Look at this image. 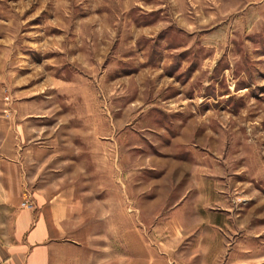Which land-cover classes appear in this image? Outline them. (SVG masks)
Wrapping results in <instances>:
<instances>
[{"label": "rangeland", "instance_id": "374dc122", "mask_svg": "<svg viewBox=\"0 0 264 264\" xmlns=\"http://www.w3.org/2000/svg\"><path fill=\"white\" fill-rule=\"evenodd\" d=\"M0 159L139 264H264V0H0Z\"/></svg>", "mask_w": 264, "mask_h": 264}, {"label": "crops", "instance_id": "0c3cea01", "mask_svg": "<svg viewBox=\"0 0 264 264\" xmlns=\"http://www.w3.org/2000/svg\"><path fill=\"white\" fill-rule=\"evenodd\" d=\"M16 172L0 159V264H139L138 250L126 247L124 252L119 242L125 236L138 243L136 231L116 230L118 242L107 249L101 241L106 233L98 229L106 216L92 215L84 196L49 194L60 190L52 183L48 189L36 188L27 206ZM121 215L114 216L116 223H123ZM149 260L142 264H153Z\"/></svg>", "mask_w": 264, "mask_h": 264}]
</instances>
